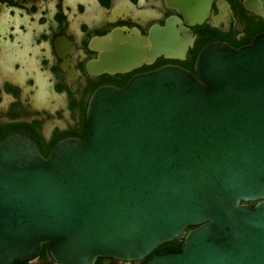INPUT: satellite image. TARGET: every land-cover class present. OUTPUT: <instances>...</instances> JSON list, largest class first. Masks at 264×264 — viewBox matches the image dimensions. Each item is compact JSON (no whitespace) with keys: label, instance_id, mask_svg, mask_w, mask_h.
Returning a JSON list of instances; mask_svg holds the SVG:
<instances>
[{"label":"water","instance_id":"water-1","mask_svg":"<svg viewBox=\"0 0 264 264\" xmlns=\"http://www.w3.org/2000/svg\"><path fill=\"white\" fill-rule=\"evenodd\" d=\"M245 3L259 10L264 0ZM190 41L172 21L143 37L115 30L92 39L100 54L88 67L185 58ZM184 232L179 247L154 251ZM44 243L62 264H264V29L241 46L206 44L194 71L167 63L97 87L85 137L47 156L25 134L6 137L0 264Z\"/></svg>","mask_w":264,"mask_h":264},{"label":"flooded vegetation","instance_id":"flooded-vegetation-1","mask_svg":"<svg viewBox=\"0 0 264 264\" xmlns=\"http://www.w3.org/2000/svg\"><path fill=\"white\" fill-rule=\"evenodd\" d=\"M197 4L206 6L202 13L194 9ZM261 5L257 10L245 0H0V143L25 134L47 156L63 139L84 138L97 87L123 86L132 75L167 63L194 71L206 44L241 46L262 31ZM170 21L191 39L185 58L161 54L125 72L89 70V61L100 54L91 45L94 37L115 30L143 37ZM147 257L98 255L90 264H143ZM17 264L62 263L44 243L35 257Z\"/></svg>","mask_w":264,"mask_h":264},{"label":"trees","instance_id":"trees-1","mask_svg":"<svg viewBox=\"0 0 264 264\" xmlns=\"http://www.w3.org/2000/svg\"><path fill=\"white\" fill-rule=\"evenodd\" d=\"M190 227H193V225H190L187 229H189ZM185 232H186V230H185ZM185 232L182 233V234H180L179 236L175 237L172 240L165 241V242L161 243L160 245H158L154 249V251H163L166 248H176V247H179L181 245L183 239H184Z\"/></svg>","mask_w":264,"mask_h":264}]
</instances>
